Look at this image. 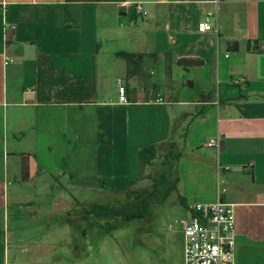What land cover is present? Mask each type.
I'll use <instances>...</instances> for the list:
<instances>
[{
    "label": "crops",
    "instance_id": "1",
    "mask_svg": "<svg viewBox=\"0 0 264 264\" xmlns=\"http://www.w3.org/2000/svg\"><path fill=\"white\" fill-rule=\"evenodd\" d=\"M214 1L0 0V264L11 234L42 249L30 258L40 264L66 229L79 251L91 235L81 207L13 233L12 222L57 209L10 218L11 203L38 206L50 179L124 193L152 145L180 153L189 217L195 203L233 205L236 264H264V0ZM121 53L147 57L129 68ZM216 137L220 151L207 146Z\"/></svg>",
    "mask_w": 264,
    "mask_h": 264
},
{
    "label": "rangeland",
    "instance_id": "2",
    "mask_svg": "<svg viewBox=\"0 0 264 264\" xmlns=\"http://www.w3.org/2000/svg\"><path fill=\"white\" fill-rule=\"evenodd\" d=\"M157 169L158 163L147 167L144 172L145 178L137 182L133 189H151L153 180L146 177L148 175H151V177L157 176ZM170 180L176 185V175L171 176ZM49 184L51 185V191H54V193H43L40 198L36 199L38 206H16L11 203L7 209H10V218L18 216L14 214V209H44L45 212L50 214L53 211L52 209H57L54 214H51L48 219L40 215H30L29 218L19 224L12 222V220L10 231L13 233L19 231L23 234L29 231H26L25 227L32 228L34 224L51 225L56 222L60 225L68 216L75 214L72 210L68 214L67 209H78L80 207L82 209V207H88L96 203H119L123 200L122 196L113 193H79L78 191L69 190L67 188L68 182L65 180L50 179ZM180 185H178L176 191L169 194L170 185L168 184L165 187L167 192L164 193L163 198L158 199L150 215L139 222L127 224L121 221L122 227L113 231H105L102 226H111L115 222L95 221V227H92L88 240L81 242V244H84L81 251L77 249L79 244L78 246L73 245L74 242L80 243L81 241L78 233L71 230L72 233H77L74 234L76 239L74 241L66 229L68 239L58 245L48 246V252H45V259L42 264H184V239L181 226L176 222L189 219V212L180 204ZM65 186L66 189H64ZM63 194L65 200L62 201ZM190 202L195 203V200L192 198ZM170 225H175V228L171 230ZM17 227L22 228V230H16ZM15 243V235L12 236L11 234L8 241L10 248L9 264L41 263V261L30 260L33 251H42L40 247L35 246L33 250H30L28 244L20 243L16 245Z\"/></svg>",
    "mask_w": 264,
    "mask_h": 264
},
{
    "label": "trees",
    "instance_id": "3",
    "mask_svg": "<svg viewBox=\"0 0 264 264\" xmlns=\"http://www.w3.org/2000/svg\"><path fill=\"white\" fill-rule=\"evenodd\" d=\"M118 56L127 62L129 68L138 66L147 57L145 55H134L128 53H121ZM181 66L188 68L200 64L198 61L182 60L179 62ZM171 147V148H170ZM161 154H163L161 156ZM181 158L180 153L174 148V145L161 150V147L152 145L144 148L139 153L140 162V177L139 180L144 179V172L147 167L158 163V175L151 177L148 175L146 178L152 179L153 184L151 189H133L136 181L128 183V190L124 193L110 191L113 194L122 196L123 200L119 203H106V204H92L88 207H82L81 217L83 222H91V226L95 227V221H113L114 225L102 226L106 231H113L122 227L121 221L132 224L145 219L150 215L154 204L158 199L163 198L164 193L167 191L165 187L169 184V194L176 191L178 188V179L176 178V185L171 182L170 178L176 175L177 164ZM165 190V191H164ZM180 203L185 206V201L180 198Z\"/></svg>",
    "mask_w": 264,
    "mask_h": 264
},
{
    "label": "built area",
    "instance_id": "4",
    "mask_svg": "<svg viewBox=\"0 0 264 264\" xmlns=\"http://www.w3.org/2000/svg\"><path fill=\"white\" fill-rule=\"evenodd\" d=\"M218 5L220 0H215ZM128 5V4H127ZM139 13L141 5H136ZM200 31H210L207 23L199 26ZM121 84V81H118ZM120 100L127 102L126 91L120 87ZM160 102V101H159ZM219 137L211 139L207 146L221 149ZM227 170L229 168H226ZM189 219L177 221L184 239V264H236V217L234 206L222 201L214 204L195 203L191 206ZM175 225H170L173 230Z\"/></svg>",
    "mask_w": 264,
    "mask_h": 264
}]
</instances>
